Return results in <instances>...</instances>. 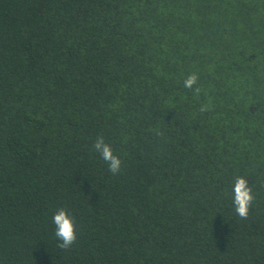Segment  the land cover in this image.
I'll list each match as a JSON object with an SVG mask.
<instances>
[{
	"label": "trees",
	"instance_id": "obj_1",
	"mask_svg": "<svg viewBox=\"0 0 264 264\" xmlns=\"http://www.w3.org/2000/svg\"><path fill=\"white\" fill-rule=\"evenodd\" d=\"M0 264H264V0H0Z\"/></svg>",
	"mask_w": 264,
	"mask_h": 264
},
{
	"label": "clouds",
	"instance_id": "obj_2",
	"mask_svg": "<svg viewBox=\"0 0 264 264\" xmlns=\"http://www.w3.org/2000/svg\"><path fill=\"white\" fill-rule=\"evenodd\" d=\"M196 74L189 75L184 86L188 89L193 88L197 83ZM93 148L100 153L101 158L107 163L109 171L117 175L121 170L122 161L113 152L111 145L107 144L103 136L95 139ZM255 197L252 188L244 177H237L233 186V205L235 213L242 219L249 216L251 205ZM55 225V236L60 241L59 247L69 249L77 240L76 224L74 217L65 208H60L53 216Z\"/></svg>",
	"mask_w": 264,
	"mask_h": 264
}]
</instances>
